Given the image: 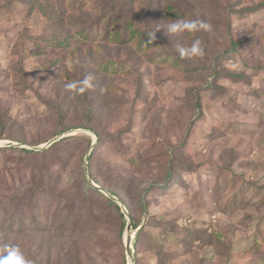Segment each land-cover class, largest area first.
Instances as JSON below:
<instances>
[{"label":"rangeland","instance_id":"374dc122","mask_svg":"<svg viewBox=\"0 0 264 264\" xmlns=\"http://www.w3.org/2000/svg\"><path fill=\"white\" fill-rule=\"evenodd\" d=\"M0 137V246L34 264H128L131 227L134 264H264V0H0ZM88 174L128 200L159 187L139 228Z\"/></svg>","mask_w":264,"mask_h":264},{"label":"clouds","instance_id":"9594fccd","mask_svg":"<svg viewBox=\"0 0 264 264\" xmlns=\"http://www.w3.org/2000/svg\"><path fill=\"white\" fill-rule=\"evenodd\" d=\"M165 28L171 36L182 37L185 33L210 31L212 26L201 19H174ZM160 29L161 27H157L154 31L147 33L148 44L156 40V33ZM176 49L181 59L202 58L205 55L202 41L198 38L194 39L189 46L177 44ZM93 79V76L87 75L82 80L67 83L65 87L75 93H84L94 87ZM0 264H34V261L29 259L19 246L4 244L0 246Z\"/></svg>","mask_w":264,"mask_h":264},{"label":"trees","instance_id":"16d2710c","mask_svg":"<svg viewBox=\"0 0 264 264\" xmlns=\"http://www.w3.org/2000/svg\"><path fill=\"white\" fill-rule=\"evenodd\" d=\"M201 104L199 103V106H200ZM202 111V110H201ZM92 118H90V120H91ZM89 120V121H90ZM79 128H88V129H92L90 126H85V125H83L82 127L80 126ZM70 129H76L74 126H71V127H64L63 129L61 128L60 129V131H59V134L60 133H63V132H65V131H68V130H70ZM87 137L86 136H78V137H74V138H72V140H78V141H80V140H82V139H86ZM2 139V137H0V140ZM87 143H88V146H90L91 145V142H90V139H87ZM186 147V146H185ZM94 154V153H93ZM186 153L184 152V153H182V154H179V155H177V156H174V160H173V165H174V162H175V160L176 159H180V163H179V165H178V167L177 168H180L181 170L179 171V172H181V175L183 174V173H189V172H193L194 170V168H193V164L192 165H186V166H184V167H182V163H181V160L183 161V158H184V155H185ZM93 156V155H92ZM91 156V158H90V161H89V164L90 165H93V159L95 158V157H92ZM91 160H92V162H91ZM181 175L178 177V176H172V177H169L168 179H167V181H166V187H173L174 185H177V184H179V179H180V177H181ZM94 180L97 182H99V180L98 179H95L94 178ZM84 181H85V184H86V187L87 188H89L91 191L93 190L94 191V193L95 194H97V193H99V192H97L96 190H94L90 185H89V183H88V181H87V179H86V177H84ZM84 188H85V186H84ZM158 186H155L154 184L153 185H150V186H148V187H146V188H144L143 190H140V194H138L134 199L133 198H131L130 200H128V199H126V198H124L123 196H121L120 194H117L116 192H112V191H110V192H112V194H115V195H117V196H120L121 198H122V200L124 201V203L126 204V206H127V208L129 209V211H130V215H131V217H132V220H133V222H134V228L135 229H137V228H139L140 227V225H141V215H142V212H143V210H146L147 211V208L145 207L146 206V204H148V201H149V195H150V193H152V195H154V193L155 192H157L158 191ZM86 189V188H85ZM87 190V189H86ZM105 199L108 201V203L109 204H113V206L115 207V209L119 212V217L120 218H124L123 217V214L121 213V211H120V209H119V207H118V205L116 204V203H114V202H112L111 200H109L108 198H106L105 197ZM149 206V205H148ZM93 211H98L99 213L98 214H104V209L102 210L101 209V207L100 206H98V205H93V209H92ZM137 213H136V212ZM146 215H147V213H146ZM143 216V215H142ZM154 221V220H157L155 217H151V218H146L145 220H144V225L141 227V229H140V231H143V229L145 228V226H149V222H151V221ZM121 229H122V231H124V222L122 223V225H121ZM90 231H91V233L92 234H95L96 232V230H95V228L92 230V229H90ZM122 233V232H121ZM139 235V237H138V240H137V244H138V242H139V240H140V238H141V232L138 234ZM167 236H170V234H169V232H166L164 235H163V239L165 240H167ZM137 247H138V245H137ZM137 256H139V253L137 252ZM124 260H125V258H124ZM125 264V263H124Z\"/></svg>","mask_w":264,"mask_h":264},{"label":"water","instance_id":"95a60500","mask_svg":"<svg viewBox=\"0 0 264 264\" xmlns=\"http://www.w3.org/2000/svg\"><path fill=\"white\" fill-rule=\"evenodd\" d=\"M62 137H59L58 139L53 140L52 142H50L49 146L53 145L54 143L58 142ZM46 145V147H47ZM94 146V144L92 145V147ZM40 150V149H39ZM92 150V149H91ZM86 169L88 171V167H87V163H86ZM88 179H89V174H88ZM91 184L94 186V188L101 190L102 192L106 193V191H104L101 187L97 186V184H95L91 179H89ZM106 195H108L111 199H113L122 209V212L127 220L128 226L131 225L130 223V216H129V212L127 210V208L120 202L117 201L116 197H114L111 193H106ZM131 227V226H130ZM134 231H133V227H131L130 231L127 234V241H128V264H134V258H133V254L130 252L131 250H133V240H134ZM132 257V258H131Z\"/></svg>","mask_w":264,"mask_h":264}]
</instances>
